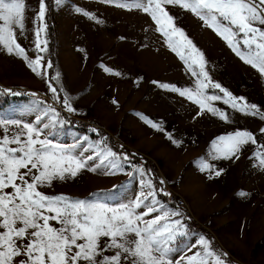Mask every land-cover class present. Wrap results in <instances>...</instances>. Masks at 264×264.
<instances>
[{
	"label": "rangeland",
	"instance_id": "obj_1",
	"mask_svg": "<svg viewBox=\"0 0 264 264\" xmlns=\"http://www.w3.org/2000/svg\"><path fill=\"white\" fill-rule=\"evenodd\" d=\"M135 2L141 7H135L133 0H51L56 32L53 81L49 79V68L43 67L42 74L37 75L21 56L9 54L0 45V120L19 121L21 127L29 123L37 126V115L43 116L48 108L57 112L59 109L77 122L71 125L69 120L57 118L56 127L45 130L47 138L54 143L71 145L83 141L85 147L92 145L101 151L105 145L98 142L106 140L100 134L101 129L111 136L114 146L143 156L133 161L110 148L117 153L115 162L119 167L109 166L111 158L103 166H94L99 161H89L76 177L54 180L50 188L40 190L49 195L64 194L118 207L132 203L142 191L150 190L145 166L151 165L167 197V200L160 197L152 183L151 190L156 192L158 201L156 207L178 211L180 216L172 219L183 222L180 231L185 234L173 245L168 257L173 264L197 251L207 264H215L214 257L204 255L203 246L197 244L201 236L209 241L210 238L194 232L189 220L205 229L231 261L264 264V165L257 155L264 152V132H261L264 119L232 109L223 103V94L214 88L205 89L204 95L222 96L221 100L208 103L224 112L227 119L201 110L178 92L161 88L159 85L166 83L195 89L198 78L191 73L199 69L198 66L190 69L179 52L173 51L167 37L157 31L159 26L151 13L143 10L145 0ZM25 4V28L13 26L16 39L30 58L40 55L51 61L47 4L43 21L46 28L42 33V38L47 40L46 52H38L34 46V30L39 23L34 21L38 0H25ZM165 8L175 18V25L203 53L211 81L264 112V73L237 56L214 28L190 10L179 5H165ZM84 12L94 14L96 19ZM50 86L57 88L56 96L60 99L53 95ZM29 94H40L48 103L28 98ZM6 95L9 101H4ZM65 96L76 111H67L63 105ZM50 119L45 117L43 123ZM149 120L163 131L152 127ZM60 121L66 123L61 125ZM78 121L88 124L91 131H98L88 135L76 128ZM240 130L253 133L257 143L243 146L232 158L216 152L214 142L219 137ZM18 131L16 125L0 123V138L11 137ZM74 153L92 154L81 152L80 148L74 149ZM204 160L212 165L211 170L202 169ZM141 168L143 172L139 171ZM216 171L220 174L216 175ZM194 244L197 246L191 247ZM121 264L128 261L122 259ZM183 264L188 261L184 259Z\"/></svg>",
	"mask_w": 264,
	"mask_h": 264
},
{
	"label": "snow or ice",
	"instance_id": "obj_2",
	"mask_svg": "<svg viewBox=\"0 0 264 264\" xmlns=\"http://www.w3.org/2000/svg\"><path fill=\"white\" fill-rule=\"evenodd\" d=\"M133 2L135 7H141L140 3L135 0ZM145 2L143 10L151 13L152 19L159 26L157 31L167 37L173 51L179 52L190 69L197 66L199 69L191 73L198 78L195 89H181L166 83H161V88L178 92L198 104L201 110L206 109L227 119L224 112L208 103L221 100L222 96L204 95L205 89L214 88L223 94V103L230 105L232 109L248 112L253 116L260 115L264 119V112L257 105L248 104L245 98H237L221 84L211 81L203 53L175 25V18L165 8V5H179L184 10H190L209 27L214 28L237 56L264 73V28L260 27L264 26V0ZM38 3V11L34 15V21L39 22L34 30V46L38 52H46L47 40L42 38L46 28L43 25L46 0H38ZM25 8V0H0V45L9 54L21 56L33 72L41 75L43 67H53L52 62L45 61L40 55L30 58L26 49L17 41L13 30V26L20 30L25 28ZM83 14L96 19L94 14ZM115 74L120 75L118 72ZM58 76L59 74L57 78ZM50 91L60 99L56 96V87L50 86ZM63 105L69 112L76 111L66 96L63 98ZM49 116L51 119L43 123V119ZM58 116L56 109L48 108L43 111V116H36L37 126L29 123L21 127L19 121L0 120V123L20 128L11 137L4 135L0 138V264H121L122 259L128 261V264H173L168 257L173 245L185 234L180 231L183 222L181 219H172L180 216L178 211L169 212L163 206L156 207L158 201L155 200L156 192L151 190V180L147 182L149 191H142L132 203L118 207L64 194L49 195L40 190L41 187L50 188L54 180L76 177L80 170L87 167L89 161H99L94 166H103L111 158V168L120 166L115 162L117 153L107 148L106 140L98 142L105 145V148L96 151L92 145L85 147L83 141L63 145L47 138L45 130L56 127ZM147 122L163 131L158 124L150 120ZM59 123L63 125L66 122ZM92 131L95 133L98 130ZM87 139L85 137L84 141ZM249 143H257L253 133L240 130L219 137L214 142V147L224 158H232ZM76 148L92 154L81 156L74 153ZM257 155L261 157L260 164L264 165V152H258ZM101 156L103 159H100ZM201 167L203 170L212 169V165L206 160L201 161ZM139 171L144 170L141 168ZM215 174L220 173L216 171ZM141 208L143 211L138 212ZM153 213L157 214L152 215ZM146 216H151V219H145ZM197 244L203 246L204 255L214 257L215 264H225L221 255L210 250L208 239L201 236ZM197 244L191 247H196ZM112 249L116 250L113 254H105ZM184 259L188 264H207L199 251L176 261V264H183Z\"/></svg>",
	"mask_w": 264,
	"mask_h": 264
},
{
	"label": "trees",
	"instance_id": "obj_3",
	"mask_svg": "<svg viewBox=\"0 0 264 264\" xmlns=\"http://www.w3.org/2000/svg\"><path fill=\"white\" fill-rule=\"evenodd\" d=\"M46 4H47V8H48V10H47V19L49 21V30H48L49 31V38H50L49 51H50V59H51V61L53 63V67L49 69V79L52 82L53 81L52 80V74L54 73V64L56 62V57H55L56 32H55L54 23H52L53 21H52V11H51V8H52L51 0H46ZM27 97L28 98H36V99H38V100H40L42 102H45L46 104L48 103V100L45 99L40 94L39 95L38 94H35V95L29 94V95H27ZM8 98H9V96L6 95V97L4 98V101H9ZM58 113H59L58 118L60 120L61 119L62 120L67 119V120H69V123L71 125H76L75 123L77 121L74 120V119H70L65 112H63L62 110L58 109ZM76 128L81 130V131H83V132H85L86 134H88L90 136L94 135V133L91 131V127L88 124H86V123L79 122V124L77 125ZM100 134L105 136L106 140H108L107 146L109 148H112L114 151L126 154V156L130 160H133V161L136 160V159H143V156L139 155L138 153H135V152L131 151L130 149L118 148V146H114L112 141H111L112 140L111 136L108 133H106L105 131H102L100 129ZM147 163L151 164L149 160L147 161ZM145 171H146L145 173H146L147 177L149 178V180L152 181L157 194H159L160 197L164 198V200L165 199L167 200V197H165L164 194L161 191V184H160L159 178L157 177V174L155 173L153 167L151 165L147 164L145 166ZM185 212L189 216V212L188 211H185ZM189 224H190L191 229L194 232L203 234L204 236L210 238V241H211L212 247H213L212 249L216 252V254H219V255L222 256V258L225 260V263H227V264H237L236 262L231 261L226 255H224L225 253L223 252V250L221 248H219L218 245L211 239V235L205 229H203L197 223H194L193 220H189Z\"/></svg>",
	"mask_w": 264,
	"mask_h": 264
}]
</instances>
